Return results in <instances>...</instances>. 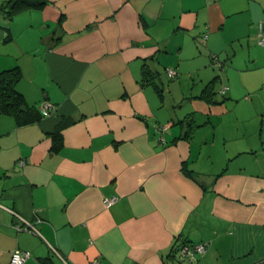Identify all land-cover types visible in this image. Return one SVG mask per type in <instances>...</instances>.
<instances>
[{
    "label": "crops",
    "instance_id": "1",
    "mask_svg": "<svg viewBox=\"0 0 264 264\" xmlns=\"http://www.w3.org/2000/svg\"><path fill=\"white\" fill-rule=\"evenodd\" d=\"M8 1L25 102L0 104V264H264V0Z\"/></svg>",
    "mask_w": 264,
    "mask_h": 264
},
{
    "label": "trees",
    "instance_id": "2",
    "mask_svg": "<svg viewBox=\"0 0 264 264\" xmlns=\"http://www.w3.org/2000/svg\"><path fill=\"white\" fill-rule=\"evenodd\" d=\"M48 3V0H9L7 2L8 12L10 15L16 14L22 10L28 8H43ZM0 7H4L0 5ZM145 76L148 77L149 74L154 75L150 71L149 63H145ZM21 78V72L18 67L11 68L8 70H4L0 72V104L5 112L14 113L18 118L24 111L21 105L25 102V98L21 92H19L16 88V84ZM215 81V80H214ZM214 81L209 83L204 89L205 97L208 98L211 102L214 100ZM155 87L159 88L155 82ZM159 92L162 93V90L159 88ZM26 115L24 117L23 122H27L33 119H40L42 114H32L30 118L29 112L25 111ZM35 117V118H34ZM60 131H56V136H59Z\"/></svg>",
    "mask_w": 264,
    "mask_h": 264
},
{
    "label": "built area",
    "instance_id": "3",
    "mask_svg": "<svg viewBox=\"0 0 264 264\" xmlns=\"http://www.w3.org/2000/svg\"><path fill=\"white\" fill-rule=\"evenodd\" d=\"M260 44H264V35L262 33V25L260 27V39H259ZM168 76L170 78H173L177 75L178 71L175 68H168L167 69ZM228 87H223L221 89V93L225 94L227 92ZM53 107L51 102H44L42 105L43 111L47 112ZM118 200V196H112V197H106L104 198V204L106 206H110L113 204L115 201ZM17 217H19L21 223L16 224L15 227L18 230H28L32 232L33 234L39 235L40 232L37 228V226L30 220L22 217L19 213L12 211ZM55 253L61 257L60 252L53 248ZM206 251V244L205 243H196V244H188L184 243L182 244L179 249H178V255L185 260H188L192 263H195L197 257L199 254H203ZM30 253L26 252L22 249H15L12 253L10 263L9 264H24L26 260L29 258ZM63 261L66 263V261L63 259Z\"/></svg>",
    "mask_w": 264,
    "mask_h": 264
},
{
    "label": "rangeland",
    "instance_id": "4",
    "mask_svg": "<svg viewBox=\"0 0 264 264\" xmlns=\"http://www.w3.org/2000/svg\"><path fill=\"white\" fill-rule=\"evenodd\" d=\"M163 79H164L165 87H168L172 84V81L171 82L170 80L168 81L164 76H163Z\"/></svg>",
    "mask_w": 264,
    "mask_h": 264
}]
</instances>
